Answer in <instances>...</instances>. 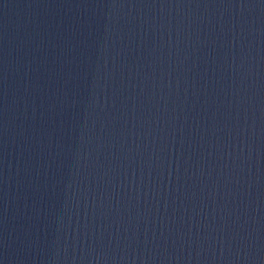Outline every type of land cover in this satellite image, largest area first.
<instances>
[{
  "label": "water",
  "instance_id": "obj_1",
  "mask_svg": "<svg viewBox=\"0 0 264 264\" xmlns=\"http://www.w3.org/2000/svg\"><path fill=\"white\" fill-rule=\"evenodd\" d=\"M0 264H264V0H0Z\"/></svg>",
  "mask_w": 264,
  "mask_h": 264
}]
</instances>
